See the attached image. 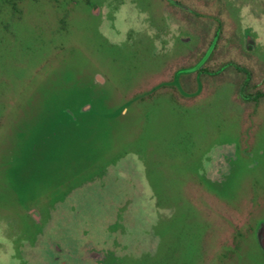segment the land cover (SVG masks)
I'll return each mask as SVG.
<instances>
[{"label": "rangeland", "instance_id": "rangeland-1", "mask_svg": "<svg viewBox=\"0 0 264 264\" xmlns=\"http://www.w3.org/2000/svg\"><path fill=\"white\" fill-rule=\"evenodd\" d=\"M23 4L27 12L23 33L31 31L34 23L44 27L43 23L50 22V8L45 1ZM256 8L259 15L244 17L243 9L240 13L238 7L229 4L223 11L227 19L223 20V35L213 39L217 23L211 21L210 35L200 38L201 47L179 54L183 57L179 65H195L213 44L202 63L211 73L199 75L202 86L196 83L192 104L188 109H175L176 114L171 113L170 104L161 106L160 100L138 104L130 101L132 90L126 95L121 93L125 84H133L131 87L139 91L149 87L139 81L147 67L136 60L130 68L121 56V60H109L103 68L83 59L85 55L78 51L64 57L53 52L51 68L38 72V63L52 51L46 47L26 62L14 59L21 72L17 75L11 66L15 47L9 48L12 51L5 54V61L11 68L4 76L12 82L5 87L3 103L10 114L0 126L4 200L12 202L32 195L25 206L38 207L37 202L52 203L69 194L60 203L63 220L54 224L57 230L52 238L68 247L88 239L105 246L113 241L120 255L116 264H223L216 263V257L223 253V244L230 243L232 230L251 214L253 224L264 220V94L256 102L242 101L239 96V92L244 96L254 94L256 88L264 93V15L261 6L257 4ZM209 11L219 15L214 6ZM138 17L132 6L121 4L111 22H106L105 34L122 39L130 28L140 25ZM235 18L240 20L235 24L239 35L229 36ZM243 26L254 31L258 43L254 51L246 52L242 47ZM25 36L19 38L29 51L30 35ZM156 43H162L159 49L168 48L165 57L170 60L174 48L164 40ZM76 44L74 34L67 45ZM148 70L156 73L149 66ZM193 75L189 77L193 79ZM80 83L89 88L83 89ZM86 92L95 99L94 108L80 110L89 100H83ZM113 92L117 108L111 107ZM123 103H127V109L121 106ZM20 107L24 111L18 114L15 111ZM65 107L75 113L74 121L61 116ZM121 109L126 115L130 109L135 110V131L124 129L120 119L102 116L118 114ZM237 114L243 118L241 123ZM254 114L257 116L252 117ZM139 133L142 137L136 140ZM127 148L134 153L117 157L114 165L111 160ZM146 157L149 180L143 162ZM103 164L108 174L101 185L103 181L93 177ZM128 173L130 176H126ZM231 177L235 178L236 188L228 186ZM196 178L206 181L196 185L192 182ZM179 181L183 182L181 186ZM249 188L257 196L248 199L246 210L226 208L223 195L230 196L235 189L242 195ZM154 195H158L157 201ZM252 241L253 255L243 252L237 264H264L255 236ZM11 254L12 250L0 249V264L5 259L7 264H17Z\"/></svg>", "mask_w": 264, "mask_h": 264}, {"label": "flooded vegetation", "instance_id": "flooded-vegetation-1", "mask_svg": "<svg viewBox=\"0 0 264 264\" xmlns=\"http://www.w3.org/2000/svg\"><path fill=\"white\" fill-rule=\"evenodd\" d=\"M26 1L31 5H35L39 0H0V126H3L4 117L10 114V109L5 108L3 102L5 100V87L8 88L12 80L10 81L9 78L4 76L5 72L13 65L14 74L21 75L14 59H22L26 62L35 54L42 53L46 47L52 49V51L50 50L49 56L42 63H38L39 66L36 67L38 72L42 69L51 68L49 67L51 64L50 56L53 52L60 53L64 57L73 51H78L81 56L85 55L82 57L83 59L86 58L103 68L109 60L120 59L119 57L123 56L124 62L128 63L125 66L131 68L136 60L141 62L143 68L147 67L146 72H142L143 76L139 80L149 85L147 91L160 86L157 88L158 92L152 94L151 98L153 100H160L161 106H169L170 104L171 113L173 114L177 113L175 109H186V107L188 109L192 104L190 100L195 95L187 94V92H193L196 83H199L200 87L202 86L199 75L202 73L210 74L211 72L207 70L205 65L201 64L197 70L183 73L182 70L191 68L194 64L187 67L179 65L180 60L183 59L179 54L182 52L190 53V51L192 52L201 47L202 40L200 38H206L210 35L211 21L217 23L213 39L223 35V20H227L223 17V11H227L229 4L231 7H238L240 13L243 9L244 17L259 15L256 8L258 4V6H261L262 15H264V0H210V2H208L209 0H43L49 4L50 22L47 25L43 23L45 28L36 23L32 28L29 25L31 31L23 33V22L27 14L23 3ZM232 2L233 4H231ZM237 2L239 3L237 4ZM121 4L132 6L141 23L137 28H130L122 39L114 40L105 34L104 27L107 21L113 19L116 9ZM213 6L219 10V15H211L209 10ZM235 13L237 14L238 11H235ZM234 20L235 23L231 22L234 29H229V36L239 35L235 24H237L236 20L238 23L240 20L236 18ZM27 33L30 35L28 38L31 39L32 46L29 51L26 50L25 45L19 38V36H27ZM74 34L77 36V44L68 46L67 43L72 40ZM242 34L243 49L246 52L257 49L258 43L254 31L247 26H243ZM159 40L167 41V44L174 48L170 60L165 57L168 55V48L163 46L164 48L159 49L162 45V43H156ZM11 47H15L13 51L8 50ZM11 51L13 52V61L11 60L13 64L8 67L6 66L5 54ZM107 52H109V55H104ZM153 63L156 64L155 67H153ZM148 66L156 70V73L151 74ZM224 66L222 65L220 68L223 69ZM142 67L141 69H143ZM78 72L82 73L81 70H78ZM192 74H194L193 79L189 77ZM80 79L83 80V78ZM80 85L82 88L84 87L82 83ZM256 89L254 94L248 93L245 96L239 92L241 100L256 102L264 94L263 91ZM86 93L87 95L83 99L85 97L93 99L88 92ZM166 101L170 103L167 104ZM20 111L23 112L24 110H21L20 107L15 112L20 114ZM62 115L65 120L74 121L75 113H73V110L69 111L65 107L62 109ZM255 116L257 115L254 114L252 117ZM238 117L239 121L243 119L239 115ZM242 132L246 131L242 128ZM129 153H134V151L127 148L118 153L111 162L115 165L117 157H123ZM2 161V158H0V244L3 245V247L0 246V249L12 250L11 255L16 258L17 264H116L120 260V255L113 248V241L112 246H105L100 242L88 239L82 244L75 241L72 246L68 247V245L64 246L63 242L52 238V232L57 230L54 224L63 220L64 210L60 203L68 198L69 194L66 196L64 194L58 200L59 202H46L44 204L37 202L38 207L25 206L26 203L30 204L29 201H31L32 195L12 200V202L4 200L2 192L5 183L1 173L4 165ZM125 162L122 163L125 164ZM143 162L146 179L149 180L147 157L143 159ZM105 164L101 167L100 173L93 177L100 182L102 180L101 185L104 184V177L108 174L104 173L107 168V166H104ZM126 176H130L129 173ZM161 178H164V176L161 175ZM201 180L206 181L204 178H201ZM89 181L91 180L88 179ZM130 187H132V184ZM150 188L152 189L151 185ZM157 196L154 195L155 201H157ZM19 207H22V209Z\"/></svg>", "mask_w": 264, "mask_h": 264}, {"label": "trees", "instance_id": "trees-1", "mask_svg": "<svg viewBox=\"0 0 264 264\" xmlns=\"http://www.w3.org/2000/svg\"><path fill=\"white\" fill-rule=\"evenodd\" d=\"M121 83H122V81H121ZM132 85L133 84H125L126 88H121V90H122L121 93L125 94V95H126V93L128 94V91H131V90L133 91V93H131L132 95H130L131 96L130 101H137L138 104H141V103L143 104L146 102L149 104L155 103L156 100L155 99L153 100L151 98V96H152V94H155L158 92L157 88H159L160 86H156L153 89H151L150 91H147V90L146 91H143V90L139 91L140 88L134 89V87L133 88L131 87ZM140 85H142V84H140ZM119 86L121 87L122 85H119ZM163 86L165 87V85H163ZM85 88L87 89L88 86L83 87V89H85ZM126 89H129V90L125 91ZM191 93H192V91L187 92V94H191ZM191 95H194V94L192 93ZM84 99L86 100L88 98L85 97ZM166 102H167V104L170 103L169 101H166ZM143 111H142V115L144 113ZM141 132L143 133V131H141ZM142 133H139L138 134L139 136L137 135L136 140H139ZM152 163H154V162H152ZM157 171H160L159 168H157ZM196 179L197 180L192 181L194 183H197L196 185L199 184L201 186L204 184L203 183L204 181H202L201 179H198V178H196ZM168 182H169L168 180L165 181V183H168ZM178 183L181 186V184L183 182L179 181ZM231 185H232V187L236 188L237 185H236L235 178H233V179H232V177L230 178L228 186L230 187ZM211 186H212L213 190L216 191V188L213 187V185H211ZM223 186H224V184H223ZM260 186L263 187L262 185L258 184V187H260ZM249 187H251V186H249ZM238 189L240 190L241 186L239 187V185H238ZM238 189H237V192L235 189V191H233L232 195H230V196L223 195V202L225 203L226 208H228L230 210H234L235 208H237L235 211L246 210L245 209L246 205L249 204L248 199H250L251 197L254 198L257 196V193L251 188L244 191V193L242 195L239 194ZM216 193L219 194L218 191H216ZM217 194H216L217 198L222 199V197L220 195H217ZM261 196H262V199L264 200V194H262ZM251 215L247 218L245 223H243L240 226L235 227V229L232 230L231 236H230L231 241L228 244V246H226V244H223V253H221L219 256L216 257V263H220V261H223V264H237L239 259L242 257L243 252H245V254L249 253V255H253V248H252L251 244L253 243L252 240L254 239V229H255L257 222H255V224H253V222L255 221L254 215H252V217H251Z\"/></svg>", "mask_w": 264, "mask_h": 264}, {"label": "water", "instance_id": "water-1", "mask_svg": "<svg viewBox=\"0 0 264 264\" xmlns=\"http://www.w3.org/2000/svg\"><path fill=\"white\" fill-rule=\"evenodd\" d=\"M212 45L208 48V50L206 51V53L204 54V56L198 61V63H196L191 68H187V70L193 71V70L197 69L204 62V60L206 59V57L209 55ZM113 94H114V92H113ZM111 96H112L111 101L113 103L111 107L112 108L119 107L113 101L114 100V97H115V94L114 95H111ZM94 100L95 99H89L86 103H84V105L82 106V108H80V110L93 109L94 107L92 108V103H93L92 101H94ZM99 101L103 103L105 100L102 101L101 99H99ZM100 102L96 101V104L98 103V105L101 106ZM127 102H129V101H127ZM125 104H127V103H123L122 105L121 104L120 105L121 106H124V109L125 108L127 109V106L128 105H125ZM124 109H121L120 113H118V114L117 113L116 114H111L109 116H107V115L105 116V115L102 114V116L105 117V118H107V119H111V118L112 119H118V120L120 119L119 121H121L122 125L124 126V129L130 127V128H132L131 130L134 129V131H135L136 124H138V122L136 121L137 118L134 116L135 115V110L132 109L133 110L132 111L130 109L129 112H128V114L126 115L125 112L123 113ZM67 110L71 111V109L69 107H67ZM89 115H90V113H89ZM138 121H139V119H138ZM109 122H110V120H109ZM254 236H255V241L257 243V246L260 249V251H261V253L263 255V258H264V220L260 221L256 225V227L254 229Z\"/></svg>", "mask_w": 264, "mask_h": 264}, {"label": "clouds", "instance_id": "clouds-1", "mask_svg": "<svg viewBox=\"0 0 264 264\" xmlns=\"http://www.w3.org/2000/svg\"><path fill=\"white\" fill-rule=\"evenodd\" d=\"M3 264H7V260L6 259L3 261Z\"/></svg>", "mask_w": 264, "mask_h": 264}]
</instances>
